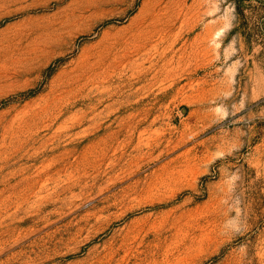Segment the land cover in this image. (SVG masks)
<instances>
[{
	"label": "rangeland",
	"instance_id": "374dc122",
	"mask_svg": "<svg viewBox=\"0 0 264 264\" xmlns=\"http://www.w3.org/2000/svg\"><path fill=\"white\" fill-rule=\"evenodd\" d=\"M0 264H264V0H0Z\"/></svg>",
	"mask_w": 264,
	"mask_h": 264
}]
</instances>
